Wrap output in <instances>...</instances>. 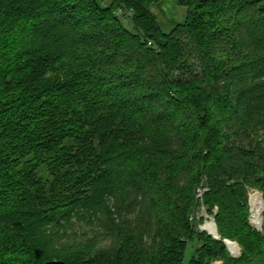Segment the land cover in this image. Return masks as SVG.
Instances as JSON below:
<instances>
[{"label":"trees","instance_id":"trees-1","mask_svg":"<svg viewBox=\"0 0 264 264\" xmlns=\"http://www.w3.org/2000/svg\"><path fill=\"white\" fill-rule=\"evenodd\" d=\"M156 1L0 0V264H264V0H177L169 31Z\"/></svg>","mask_w":264,"mask_h":264},{"label":"rangeland","instance_id":"rangeland-1","mask_svg":"<svg viewBox=\"0 0 264 264\" xmlns=\"http://www.w3.org/2000/svg\"><path fill=\"white\" fill-rule=\"evenodd\" d=\"M109 1L110 0H105L106 3H108ZM122 14H123V11H122L121 15ZM123 20L127 26H129V27L131 26V22L129 21V19L123 17ZM164 31H166V30H164ZM204 185H205L204 180H201L197 184L196 188L198 186H204ZM194 192H196V190H194ZM255 192L259 193V195L261 196V199L263 201V204H264V198L262 196L261 191L259 189H256V188H251L249 190L248 198H247L248 206H249V208H248L249 209L248 221H249L250 225H252L253 228L264 233V207H263V209L258 210V213H260L262 211L261 212V224H260V226L256 227V225L252 221V207H251V205L253 206L252 198H253V194ZM194 198H195V202H194V206H193V212L190 215V220L193 222L194 228L196 230L202 231V232L206 233L207 235H209V233H208L209 231L207 229L206 230L202 229V226L205 224V222L206 223L210 222V220L213 221L214 214L216 212V207L214 206L212 208L211 212L209 213V212H207L206 207L203 204L202 198H196L195 194H194ZM254 206H255V204H254ZM127 217L129 219H132V220L135 219L134 215H132V214H128ZM213 224H214V222H213ZM94 227L96 228V231L98 233L102 232V229H100L98 226L95 225ZM151 227H152V225H150V224H144V226L142 228V231L144 232V239L147 242L150 240ZM91 228H92V226H90V225L83 224V223L79 224L78 226H75V228L69 229L68 233L63 238V242H65L66 244H71L73 242V240L74 241L75 240H81V239H83V237L79 234H81L83 232L91 233V231H90ZM216 229H217V227H216ZM105 234H106V231L104 230L103 235H99V237H98L99 243L102 245H106L107 243L110 242V239H111L109 236H108V238H106ZM232 241H234L237 244L238 250H237V253L234 255H233V253L232 254L230 253L231 251L229 252V254L233 257H238L241 254V247L237 243V241H235V240H232ZM196 244H197L196 241H189L188 247H187V252H186V258H185L186 261L185 262H187L188 256L190 255L191 251L196 247ZM211 264H223V261L221 259L220 260H214Z\"/></svg>","mask_w":264,"mask_h":264},{"label":"crops","instance_id":"crops-1","mask_svg":"<svg viewBox=\"0 0 264 264\" xmlns=\"http://www.w3.org/2000/svg\"><path fill=\"white\" fill-rule=\"evenodd\" d=\"M159 27L169 31L176 24L182 23L186 17L187 9L177 3V0H157L149 5Z\"/></svg>","mask_w":264,"mask_h":264},{"label":"bare ground","instance_id":"bare-ground-1","mask_svg":"<svg viewBox=\"0 0 264 264\" xmlns=\"http://www.w3.org/2000/svg\"><path fill=\"white\" fill-rule=\"evenodd\" d=\"M252 203H253V206L251 205V207H252V221L257 226H260V224H261V212L262 211L260 213H258V210L263 209L264 204H263V201H262L259 193L255 192L253 194ZM254 204H255V206H254ZM203 227L205 229H207L211 234L216 235L215 227H214L212 220H210V222L205 223ZM226 242H227L228 249L233 254H236L237 250H238L237 244L234 241L229 240V239H227Z\"/></svg>","mask_w":264,"mask_h":264},{"label":"water","instance_id":"water-1","mask_svg":"<svg viewBox=\"0 0 264 264\" xmlns=\"http://www.w3.org/2000/svg\"><path fill=\"white\" fill-rule=\"evenodd\" d=\"M213 222H214V227H215V231H216V235H213V234H211L210 232H208L209 233V235L211 236V237H213L214 239H217V240H219L220 239V235L217 233V229H216V224H215V220H214V218H213ZM226 238H224V239H222V241L224 242V244L226 245V247H227V249H228V246H227V242H226ZM228 251L230 252V250L228 249ZM231 254H232V252H230ZM234 255V254H233ZM43 264H66L64 261H62V260H57V259H54V260H48V261H46V262H44Z\"/></svg>","mask_w":264,"mask_h":264},{"label":"built area","instance_id":"built-area-1","mask_svg":"<svg viewBox=\"0 0 264 264\" xmlns=\"http://www.w3.org/2000/svg\"><path fill=\"white\" fill-rule=\"evenodd\" d=\"M123 11V14L125 16V18L129 19L130 15H131V11L130 10H122L121 9V12ZM148 45H150V42H148ZM207 187L206 186H198L195 190V196L196 198H202V195L203 193L206 191ZM206 223V222H205ZM255 224V223H254ZM256 225V224H255ZM204 226V225H203ZM202 226V229H205L204 227ZM256 227H258L256 225ZM206 230V229H205Z\"/></svg>","mask_w":264,"mask_h":264}]
</instances>
